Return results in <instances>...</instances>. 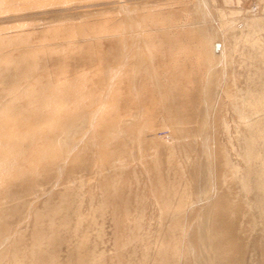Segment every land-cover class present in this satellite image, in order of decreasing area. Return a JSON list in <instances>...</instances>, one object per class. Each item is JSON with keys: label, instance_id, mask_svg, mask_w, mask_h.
<instances>
[{"label": "rangeland", "instance_id": "obj_1", "mask_svg": "<svg viewBox=\"0 0 264 264\" xmlns=\"http://www.w3.org/2000/svg\"><path fill=\"white\" fill-rule=\"evenodd\" d=\"M0 264H264V0H0Z\"/></svg>", "mask_w": 264, "mask_h": 264}]
</instances>
